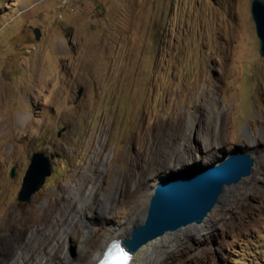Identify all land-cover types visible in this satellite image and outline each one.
Returning a JSON list of instances; mask_svg holds the SVG:
<instances>
[{
  "label": "rangeland",
  "instance_id": "obj_1",
  "mask_svg": "<svg viewBox=\"0 0 264 264\" xmlns=\"http://www.w3.org/2000/svg\"><path fill=\"white\" fill-rule=\"evenodd\" d=\"M253 1L0 0V264L45 250L88 264L113 225L143 221L158 182L224 149L248 152L250 174L141 264H264ZM37 151L52 172L20 200Z\"/></svg>",
  "mask_w": 264,
  "mask_h": 264
},
{
  "label": "water",
  "instance_id": "obj_2",
  "mask_svg": "<svg viewBox=\"0 0 264 264\" xmlns=\"http://www.w3.org/2000/svg\"><path fill=\"white\" fill-rule=\"evenodd\" d=\"M259 0L253 1L252 13L256 33L260 42V53L264 54V16L258 10ZM36 38L40 36L39 30H34ZM79 89V95L82 93ZM55 155H48L45 151L34 152L26 176L23 189L19 192L20 200H28L29 193L37 191L44 184L52 172V159ZM253 159L245 151L235 149L232 154H225L222 160L203 165L195 161L178 174H172L162 179L154 188L150 198L146 216L143 221L135 225L127 238L123 240L124 246L130 250H138L154 238L176 230L189 222H201L210 211L222 193L225 185L238 183L242 177L251 172ZM15 168L11 171L14 176ZM109 250V259L114 253ZM120 263V262H119Z\"/></svg>",
  "mask_w": 264,
  "mask_h": 264
},
{
  "label": "bare ground",
  "instance_id": "obj_3",
  "mask_svg": "<svg viewBox=\"0 0 264 264\" xmlns=\"http://www.w3.org/2000/svg\"><path fill=\"white\" fill-rule=\"evenodd\" d=\"M194 123V122H193ZM133 207V206H132ZM132 209V208H131ZM133 218V217H132ZM130 220H127L125 223L122 224H116L111 227V230L105 235V238L101 244L98 245V248L95 252V254L90 258L88 264H96L101 257H103L104 251L106 250L107 246L109 243L114 240L115 238L119 237H128V234H124L126 224L129 223ZM66 239V238H65ZM171 239V236L168 235V237H164L157 241L156 244V249L162 247L164 244L168 243ZM58 241V240H57ZM175 241V240H174ZM171 242V241H170ZM58 245V244H57ZM56 245V246H57ZM55 246V247H56ZM53 247V246H52ZM51 247V248H52ZM59 247V246H58ZM146 247H142L138 250L130 251V255L132 256L131 261L129 264H141L143 263V260L146 258V252L143 250ZM53 249V248H52ZM92 251V250H91ZM50 252L52 251H43L41 255H38V260L35 264H68L66 262H63L61 259H55V257L51 256ZM90 251L85 249V253H89ZM134 252V253H133ZM136 252V253H135ZM20 253V252H19ZM27 253V252H26ZM31 254V251L29 252ZM33 253V251H32ZM53 253V252H52ZM18 254V253H17ZM29 255V254H27ZM55 255V254H54ZM63 255V254H62ZM26 256V255H25ZM22 256L21 261L23 264L28 261V258ZM83 256V255H82ZM88 256V255H87ZM30 257V256H29ZM57 258V257H56ZM62 258V257H61ZM17 260V259H15ZM65 260V259H64ZM7 262V261H6ZM17 262V261H16ZM19 262V261H18ZM30 263V262H29ZM28 263V264H29ZM80 264V263H79Z\"/></svg>",
  "mask_w": 264,
  "mask_h": 264
},
{
  "label": "clouds",
  "instance_id": "obj_4",
  "mask_svg": "<svg viewBox=\"0 0 264 264\" xmlns=\"http://www.w3.org/2000/svg\"><path fill=\"white\" fill-rule=\"evenodd\" d=\"M225 150V152H222V154H221V157L217 160V161H215V162H218V161H220V160H222V158L225 156V154H232L233 153V151L235 150V149H232L231 150V152L229 151V150H226V149H224ZM242 151V150H241ZM246 152V151H245ZM195 162V161H194ZM198 162H200V161H198ZM214 162V163H215ZM202 163V162H201ZM203 164V163H202ZM212 164V163H211ZM203 165H208V164H203ZM188 166H186L184 169H186ZM184 169H182V170H184ZM182 170H180V171H182ZM180 171H177L176 173H174L175 175L176 174H178ZM241 181V180H240ZM239 181V182H240ZM238 182V183H239ZM159 183V182H158ZM157 183V184H158ZM238 183H236V184H238ZM156 184V185H157ZM236 184H232V185H236ZM156 187V186H155ZM154 187V188H155ZM153 192H154V190H153ZM152 197V196H151ZM148 208V207H147ZM134 227V226H133ZM132 227V228H133ZM179 229V228H178ZM178 229H176V230H178ZM131 231V230H130ZM172 231H174V230H172ZM169 232H171V231H168L167 233H169ZM167 233H165V234H167ZM128 236H129V234H128ZM127 238V237H126ZM125 239V238H124ZM124 239H120V238H115L114 240H112L110 243H109V245L107 246V249H106V251H105V253H104V255H103V257L96 263V264H106L105 263V261H106V259L107 258H109L110 257V254H109V250H113L112 252L114 253V255H118V253L121 255V259L119 260V262H120V264H129L130 263V261H131V258H132V256L130 255V250H128L125 246H124V244H123V240ZM125 257H127L126 259H125Z\"/></svg>",
  "mask_w": 264,
  "mask_h": 264
},
{
  "label": "snow or ice",
  "instance_id": "obj_5",
  "mask_svg": "<svg viewBox=\"0 0 264 264\" xmlns=\"http://www.w3.org/2000/svg\"><path fill=\"white\" fill-rule=\"evenodd\" d=\"M127 257H125V259H126Z\"/></svg>",
  "mask_w": 264,
  "mask_h": 264
}]
</instances>
